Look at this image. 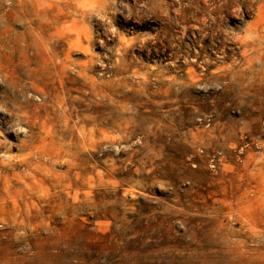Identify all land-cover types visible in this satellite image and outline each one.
Masks as SVG:
<instances>
[{
	"label": "rangeland",
	"instance_id": "obj_1",
	"mask_svg": "<svg viewBox=\"0 0 264 264\" xmlns=\"http://www.w3.org/2000/svg\"><path fill=\"white\" fill-rule=\"evenodd\" d=\"M0 264H264V0H0Z\"/></svg>",
	"mask_w": 264,
	"mask_h": 264
},
{
	"label": "bare ground",
	"instance_id": "obj_2",
	"mask_svg": "<svg viewBox=\"0 0 264 264\" xmlns=\"http://www.w3.org/2000/svg\"><path fill=\"white\" fill-rule=\"evenodd\" d=\"M14 11V10H13ZM43 11V10H42ZM41 10H40V12H42ZM17 18V17H16ZM43 19V18H42ZM15 20V19H14ZM41 24V23H40ZM35 40V39H34ZM34 45V44H33Z\"/></svg>",
	"mask_w": 264,
	"mask_h": 264
},
{
	"label": "built area",
	"instance_id": "obj_3",
	"mask_svg": "<svg viewBox=\"0 0 264 264\" xmlns=\"http://www.w3.org/2000/svg\"><path fill=\"white\" fill-rule=\"evenodd\" d=\"M212 166H214V164H212Z\"/></svg>",
	"mask_w": 264,
	"mask_h": 264
}]
</instances>
